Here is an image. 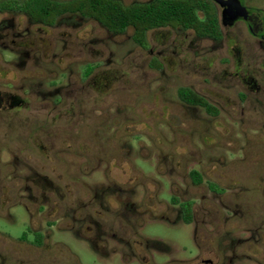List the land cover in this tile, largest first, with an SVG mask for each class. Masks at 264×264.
<instances>
[{"label": "flooded vegetation", "instance_id": "af4514ba", "mask_svg": "<svg viewBox=\"0 0 264 264\" xmlns=\"http://www.w3.org/2000/svg\"><path fill=\"white\" fill-rule=\"evenodd\" d=\"M72 1L0 0V205L19 203L30 217L22 235L11 240L14 249L27 255L49 250L52 228L59 227L75 231L104 261L119 252L139 264H264V226L242 228L236 211L239 194L230 196L226 193L229 188L204 179L193 169L187 173L189 181L179 184L177 160L169 158L168 174L163 175L157 154L153 165L156 177H146L131 162L133 147L127 139L132 137L120 115L127 108L121 111L113 103L100 108L97 102L82 101V94L106 92V86H97L94 73L98 64H76L77 69H72L64 54L50 53L46 47L63 45L64 27L76 29L83 20L112 35L132 29L115 34L94 18L66 7ZM115 1L128 7L153 0L128 5ZM202 1L211 4L216 13L218 37L164 27L147 31L145 44H135L147 50L150 31L170 28L192 32L196 40L212 43L227 37L232 46H237L238 41L224 30L238 33V29H244L251 48L264 55V0ZM156 63L162 64L159 57L151 59L150 68L160 71L162 67L157 69ZM249 80L237 78L248 93L260 92L255 80ZM181 88L199 95L214 110L182 101L178 96ZM248 93L239 98L246 100ZM175 101L186 109L200 110L206 120L221 113L218 106L189 86L176 89ZM139 136H133V141L138 142L135 138ZM102 164H107L104 169ZM97 171L101 179L95 177ZM193 172L202 176L203 183H194ZM72 173H79L80 178H73ZM163 188L168 190V201L158 197ZM194 190H202V196H195ZM225 196L223 204L229 207L223 206L222 213L215 217L208 209L214 203L222 204L220 199ZM33 219L41 223L37 228ZM146 220L192 225L195 237L200 239L194 257L189 261L156 262L152 250L162 252L167 247L141 234ZM7 259V254L0 251V264H8Z\"/></svg>", "mask_w": 264, "mask_h": 264}, {"label": "rangeland", "instance_id": "374dc122", "mask_svg": "<svg viewBox=\"0 0 264 264\" xmlns=\"http://www.w3.org/2000/svg\"><path fill=\"white\" fill-rule=\"evenodd\" d=\"M146 1L122 0L125 5ZM63 30L65 43L47 46V50L64 54L72 69H77L76 64H98L94 73L97 86H106V92L82 94V101L97 102L100 108L111 103L121 111L127 108L120 114L128 124L127 133L132 138L140 135L135 138L138 142L127 139L133 147L131 162L138 171L153 180L157 154L161 158V173L167 175L169 158L173 157L177 160L179 184L189 181V170H197L204 179L229 188L226 193L230 196L239 194L240 206L236 211L243 229L264 226V55L251 48L244 29H238V33L224 30L238 41L237 46H232L227 37L220 43H212L196 40L192 32L153 30L147 35V50L132 41L131 30L112 35L88 20L81 21L76 29ZM156 57L163 64H155L157 69L162 67L160 71L150 68L151 59ZM82 69L78 67L79 71ZM241 77L255 80L260 92L248 93L237 82ZM179 86H189L205 96L219 107L220 115L206 120L200 110L182 107L175 101ZM246 93L247 99L241 100L239 95ZM106 165L102 164V169ZM78 174L72 173L73 178ZM95 177L101 179V172L97 171ZM157 180L165 186L162 178ZM194 192L197 197L203 194L202 190ZM158 197L168 201L167 188ZM220 200L222 204L214 203L208 209L215 217L222 213L223 206L229 207L223 204L226 196ZM0 215V251L7 254L8 264L20 261L75 264V260L78 264H139L119 252L104 261L75 231L59 227L52 228L51 249L27 255L14 249L12 243L27 228L30 217L25 207L3 202ZM33 220L37 228L40 222ZM141 234L167 247L162 252L152 250L159 263L189 261L200 240L195 237L194 227L182 222L170 225L146 220Z\"/></svg>", "mask_w": 264, "mask_h": 264}, {"label": "trees", "instance_id": "16d2710c", "mask_svg": "<svg viewBox=\"0 0 264 264\" xmlns=\"http://www.w3.org/2000/svg\"><path fill=\"white\" fill-rule=\"evenodd\" d=\"M66 7L94 18L115 34L132 29L133 41L138 45L145 44L147 31L164 27L192 29L199 36H219L216 13L211 4L202 0H153L128 7L115 0H75L66 3ZM178 96L184 102L214 110L202 97L188 89H179ZM192 177L195 184L204 181L198 172H193Z\"/></svg>", "mask_w": 264, "mask_h": 264}, {"label": "water", "instance_id": "95a60500", "mask_svg": "<svg viewBox=\"0 0 264 264\" xmlns=\"http://www.w3.org/2000/svg\"><path fill=\"white\" fill-rule=\"evenodd\" d=\"M219 2V1H218Z\"/></svg>", "mask_w": 264, "mask_h": 264}]
</instances>
